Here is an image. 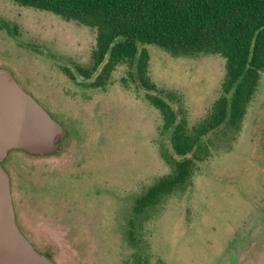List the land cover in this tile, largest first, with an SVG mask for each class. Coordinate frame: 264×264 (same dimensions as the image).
Masks as SVG:
<instances>
[{
  "label": "rangeland",
  "instance_id": "1",
  "mask_svg": "<svg viewBox=\"0 0 264 264\" xmlns=\"http://www.w3.org/2000/svg\"><path fill=\"white\" fill-rule=\"evenodd\" d=\"M95 41L93 28L0 0V66L67 130L55 153L7 154L26 237L55 264H264V68L239 124L205 135L190 180L135 214V197L171 171L170 130L127 63L102 87L75 72ZM144 47L150 79L192 128L220 96L224 58Z\"/></svg>",
  "mask_w": 264,
  "mask_h": 264
},
{
  "label": "trees",
  "instance_id": "2",
  "mask_svg": "<svg viewBox=\"0 0 264 264\" xmlns=\"http://www.w3.org/2000/svg\"><path fill=\"white\" fill-rule=\"evenodd\" d=\"M12 1L95 29L90 64L75 65V72L84 79L93 78L90 86H104L116 65L127 63L131 80L148 90L145 98L160 111L163 129L170 130L175 157L165 155L171 171L135 197V214L190 180L196 162L207 154L205 135L221 124H239L264 68V0ZM144 45H156L172 56L218 54L224 58L220 96L192 128L185 118L177 120V111L150 79ZM64 70L74 79L70 69ZM128 235L133 238L131 228Z\"/></svg>",
  "mask_w": 264,
  "mask_h": 264
},
{
  "label": "water",
  "instance_id": "3",
  "mask_svg": "<svg viewBox=\"0 0 264 264\" xmlns=\"http://www.w3.org/2000/svg\"><path fill=\"white\" fill-rule=\"evenodd\" d=\"M66 136L61 122L19 85L9 69L0 66V264H55L21 231L10 176L2 162L10 150L55 153Z\"/></svg>",
  "mask_w": 264,
  "mask_h": 264
},
{
  "label": "flooded vegetation",
  "instance_id": "4",
  "mask_svg": "<svg viewBox=\"0 0 264 264\" xmlns=\"http://www.w3.org/2000/svg\"><path fill=\"white\" fill-rule=\"evenodd\" d=\"M47 110V109H46ZM63 126V125H62ZM64 139V138H63ZM62 139V140H63ZM61 145V144H60ZM23 151V150H22ZM25 152V151H24ZM26 153V152H25ZM28 154V153H27ZM29 155H32V154H29ZM48 155H50V154H48ZM33 156V155H32ZM7 160H8V156H6V158L3 160V162H2V165H3V167L7 170V172H8V174H9V176H10V171L7 169L8 167H7ZM10 180H11V176H10ZM11 192H12V190H11ZM17 218V217H16ZM18 224H19V226H20V229H21V231L24 233V231H23V229H22V227H21V225H20V223L18 222ZM24 235L26 236V234L24 233ZM34 246V245H33ZM55 263V262H54Z\"/></svg>",
  "mask_w": 264,
  "mask_h": 264
}]
</instances>
